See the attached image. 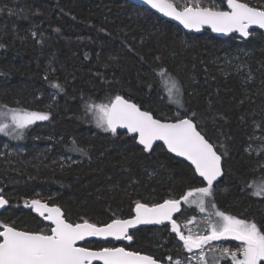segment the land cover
<instances>
[{
  "label": "trees",
  "instance_id": "obj_1",
  "mask_svg": "<svg viewBox=\"0 0 264 264\" xmlns=\"http://www.w3.org/2000/svg\"><path fill=\"white\" fill-rule=\"evenodd\" d=\"M213 2L225 8L226 0ZM247 2L264 7V0ZM0 45V106L49 113V120L35 122L23 138L0 133V147L8 142L16 147L12 155L0 153V191L9 200L0 223L45 228L24 207L26 200L40 199L59 206L69 222L86 219L100 226L132 217L136 201L151 205L201 186L192 168L163 146L145 152L130 135L96 126L84 102L106 103L120 94L160 119L184 115V109L195 112L206 138L227 148L224 176L216 184L218 208L264 226V198L242 191L264 177V154L256 151L264 135L258 127L264 125L262 33L254 31L246 40L219 39L208 31L186 34L127 0H0ZM161 68L181 83L183 109L169 102L156 75ZM52 81L64 89L55 99ZM73 141L86 154L72 150ZM185 211L199 212L188 206L177 222L185 221ZM130 235L129 244L83 246H123L163 264L181 253L169 226Z\"/></svg>",
  "mask_w": 264,
  "mask_h": 264
},
{
  "label": "snow or ice",
  "instance_id": "obj_2",
  "mask_svg": "<svg viewBox=\"0 0 264 264\" xmlns=\"http://www.w3.org/2000/svg\"><path fill=\"white\" fill-rule=\"evenodd\" d=\"M143 2L165 17L178 21L185 29L200 31L207 26L214 33H239L244 38L253 35L250 31L253 26L264 30V7L250 6L247 0H226V9L215 2L206 5L204 0ZM156 75L162 78L169 102L183 109V90L178 79L164 68ZM45 79H48L47 75ZM50 86L55 90L53 99L57 93L64 92L62 85L55 81L50 82ZM152 87L150 84L149 88ZM106 99V103L99 104L84 102L86 111L93 114L98 128L114 135L118 128L126 129L127 133L135 134L132 138L143 146L145 152L152 150L155 141H162L168 152L190 162L194 169L193 180L198 177L196 182L201 186H190L179 198L169 196L151 205L136 201L134 217L114 218L100 226L86 219L81 223L69 222L59 206H49L40 199L26 200L24 206L30 207L49 224L39 230H29L18 229L14 222L0 223V264H94L97 261L100 264H161L152 255L129 251L125 247L92 250L78 246V242L88 237L131 241L133 236L129 234V228L165 222L180 242L178 247L191 254L182 259L169 256V264H221V260L230 261V264H264V226L258 225L254 219L226 213L215 203L217 178L223 174L222 159L227 155V148L220 145L218 149L206 138V133L196 121V113L189 115L184 109V115L160 119L151 110H142L120 94ZM47 120L48 112L0 106V133L17 139L23 138L25 130L35 122ZM258 127L264 129V125ZM256 139L255 136L250 137V140ZM258 139L261 143L256 148L257 154H264V135ZM72 150L86 154L75 141ZM246 150H252L251 143ZM246 189H252V196L264 198V177L259 180L254 178L242 191ZM8 204L9 200L0 191V208ZM182 205L195 206L200 213H205L203 231L199 227L195 231L189 227L196 223L194 220H188L183 227L177 222L175 217L181 213ZM228 240L238 242L234 249L214 243Z\"/></svg>",
  "mask_w": 264,
  "mask_h": 264
},
{
  "label": "water",
  "instance_id": "obj_3",
  "mask_svg": "<svg viewBox=\"0 0 264 264\" xmlns=\"http://www.w3.org/2000/svg\"><path fill=\"white\" fill-rule=\"evenodd\" d=\"M127 1H128L129 3H131V4H134V5L139 6V7H143V8H145V9L151 11L152 13H154L155 15H157L158 17H160L162 20H164V21H166V22H169V23H171V24H173V25L179 27V28H180L184 33H186V34L199 35V34L203 33L204 31H208V32H210L213 36H215L216 38H219V39H227V38H229V37H231V36H235V37H236L237 39H239V40H246V39L249 38V37H248V38L241 37V36L239 35V33H228V34H224V33H214V32H212L211 29L208 28L207 26H204L200 31L190 30V29H185V28L183 27V25H181L178 21H176V20H174V19H172V18H170V17H165L162 13L156 11L155 9H152L149 5L145 4V3L143 2V0H127ZM225 9H226V2H225ZM250 31H252V32H254V31H258V32H260V33H262V34L264 35V30L259 29V28L255 27V26H253V28L250 29ZM117 132H121V133L128 134V135H130L131 137H132L133 135H135V134H129V133H127V130H126V129H120V128H118V129H117ZM135 141H136V140H135ZM136 144H137L140 148L143 149V146H142V145H139L137 142H136ZM157 145H161V146H163V148L165 149V151H166L169 155H171L172 157L176 158L177 160H180V161L186 163L188 166H190V167L192 168V170H193V172H194V169H193V167L191 166V164H190L189 161L185 160L183 157H178V156H176L174 153H170V152H168L166 146L163 144L162 141H155L154 144H153V148H152V150H153ZM152 150H150V151H152ZM222 172H223L222 176L217 178V179H218V182H219V181L223 178V176H224V160H223V159H222ZM197 178H198V177H197ZM198 179H199V178H198ZM218 182H217V183H218ZM217 183H216V184H217ZM5 209H6V206L3 207V208H0V211H3V210H5ZM29 209H31V208L29 207ZM31 210H32V209H31ZM33 213H34V215H35L36 217H38L39 219H41L46 225L49 224L48 221H44L43 218L40 217L36 212L33 211ZM62 213H63V212H62ZM63 214H64V213H63ZM178 214H179V213H178ZM178 214H176V217H175V218H177ZM134 215H135V212L133 211V215H132V217H134ZM132 217H130V218H132ZM130 218H128V219H130ZM161 225H163V226H169V228L171 227V226L168 224V222H165L164 224H160V225H157V224H140V225H135L134 227L129 228V234H131V233L137 231L138 229L148 228V227H156V226H161ZM173 234L175 235V233H173ZM89 242H100V243H108V242H111V243H114V244H129V243H130V241H128V240L116 241V240H113L112 238H108L107 240H104V239H102V238H97V237H88V238H86L85 241H80V242H78V246H83L85 243H89ZM220 242H232V243H236V244H238V242H236V241H231V240H228V241H220ZM179 243H180V242H179ZM119 247H123V246H119ZM92 250H93V249H92ZM126 250H127V249H126ZM143 255H145V254H143ZM94 264H100V262L97 261V262H94ZM161 264H163V263H161Z\"/></svg>",
  "mask_w": 264,
  "mask_h": 264
},
{
  "label": "rangeland",
  "instance_id": "obj_4",
  "mask_svg": "<svg viewBox=\"0 0 264 264\" xmlns=\"http://www.w3.org/2000/svg\"><path fill=\"white\" fill-rule=\"evenodd\" d=\"M211 2L213 3V0H211ZM5 122H7V121H5ZM14 137V136H13ZM16 147L15 146H12L9 142L7 143V144H5V145H3V146H1L0 147V153H4V152H7V154L8 155H12L11 153H12V151L15 149ZM25 207V206H24ZM25 208H28V207H25ZM181 209H188V205H182L181 206ZM195 214H197L196 216H194V215H189L186 211H185V215H186V217H185V221L183 222V221H181L180 220V222H178V223H180L181 224V226L183 227V225L184 224H186L187 222H188V220H194V221H196V223H193V224H191V225H189V227H192L193 228V230L195 231L196 229H197V227H199V229L201 230V231H203V229L205 228V225L203 224V222H202V218L205 216V213H200V212H195ZM178 243H179V241H178ZM180 244V243H179ZM178 249H179V251L181 252L180 254H178L176 257L177 258H184V257H188V256H190L191 254L190 253H187L186 251H183L181 248H179L178 247ZM176 257H174L173 259H177ZM165 264H169V261L167 260V263H165Z\"/></svg>",
  "mask_w": 264,
  "mask_h": 264
}]
</instances>
